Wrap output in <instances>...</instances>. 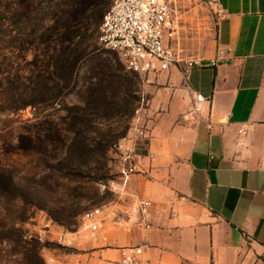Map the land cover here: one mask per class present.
I'll use <instances>...</instances> for the list:
<instances>
[{
	"label": "rangeland",
	"instance_id": "rangeland-1",
	"mask_svg": "<svg viewBox=\"0 0 264 264\" xmlns=\"http://www.w3.org/2000/svg\"><path fill=\"white\" fill-rule=\"evenodd\" d=\"M113 2L0 0V12L15 21L11 28L1 19L14 48L1 45L0 61L18 75L19 92L31 101L18 110L0 109V166L16 177L12 194L0 193V264H28L24 253L35 245L34 264H118L119 257L104 252L112 248L107 241L81 225L95 207L126 199L120 146L158 84L148 81L150 74L127 70L102 45L100 27ZM172 7L184 55L205 57L215 37L216 1L172 0ZM105 140L111 145L103 152L98 142ZM61 231L74 244L60 242Z\"/></svg>",
	"mask_w": 264,
	"mask_h": 264
},
{
	"label": "crops",
	"instance_id": "crops-1",
	"mask_svg": "<svg viewBox=\"0 0 264 264\" xmlns=\"http://www.w3.org/2000/svg\"><path fill=\"white\" fill-rule=\"evenodd\" d=\"M216 6L203 64L149 75L137 171L106 208L113 259L142 245L143 264H264V0Z\"/></svg>",
	"mask_w": 264,
	"mask_h": 264
},
{
	"label": "built area",
	"instance_id": "built-area-1",
	"mask_svg": "<svg viewBox=\"0 0 264 264\" xmlns=\"http://www.w3.org/2000/svg\"><path fill=\"white\" fill-rule=\"evenodd\" d=\"M100 41L105 48L118 54L127 70L140 75H159L172 68L188 71L201 66L204 60L200 56L184 55L172 0H114L104 15ZM210 63L216 65L218 59H213ZM206 100L203 94L197 93L193 107L199 109ZM142 109L137 110L133 134L126 138L128 143L120 146L121 176L125 182L137 171L136 146L140 139L147 137L146 126L140 122ZM149 205V201L140 200L138 209L143 212ZM106 211L104 206H100L86 213L81 228L107 241L108 237L103 233L108 218ZM46 227L52 231L50 224ZM39 238L43 239L41 232ZM57 239L68 244H74L75 241L74 238L69 239L68 233L63 231L58 233ZM143 252L142 245L123 246L120 248L118 264H143Z\"/></svg>",
	"mask_w": 264,
	"mask_h": 264
},
{
	"label": "trees",
	"instance_id": "trees-1",
	"mask_svg": "<svg viewBox=\"0 0 264 264\" xmlns=\"http://www.w3.org/2000/svg\"><path fill=\"white\" fill-rule=\"evenodd\" d=\"M9 12H10L9 14H11L12 16L14 15L13 12L11 11ZM6 15L5 13L3 14L0 12V22H1V19L4 18L7 21L8 26L13 28L15 26V21L13 20L14 17H8ZM28 21H29V16H26L24 26H27ZM5 42H7V45H4V46H7L6 48H9L8 49L9 51L12 48H14V36L12 35V33L6 34L5 30H0V46L5 44ZM66 48H69V46H67ZM110 76H114V77L118 76V78L122 80L126 79V77L121 76V75H116L114 73L110 74ZM16 77H18V75L14 73L12 69H8L7 71H5V68L2 67V63L0 61V109L1 110L7 109L10 111H14V110H18L19 108L26 107L27 105L31 103L29 97L25 96V94H27L26 91L21 92V93L19 92L18 85H17L18 78ZM23 85L26 86V84H23ZM74 143L76 144V140H73L72 144ZM98 144L102 146L103 152H106L111 145V141L105 140V141L98 142ZM67 177L68 175L65 176V178ZM15 187H16V177H15L14 172L10 168L1 165L0 166V193L4 194L3 196L11 195ZM32 252H34V254L36 253V255H38L39 257V250H38L37 245L34 246V249L27 248V252L24 253L25 255L24 258L25 260H27L28 264H34L31 259L32 255L30 254Z\"/></svg>",
	"mask_w": 264,
	"mask_h": 264
},
{
	"label": "water",
	"instance_id": "water-1",
	"mask_svg": "<svg viewBox=\"0 0 264 264\" xmlns=\"http://www.w3.org/2000/svg\"><path fill=\"white\" fill-rule=\"evenodd\" d=\"M138 218V217H137Z\"/></svg>",
	"mask_w": 264,
	"mask_h": 264
}]
</instances>
